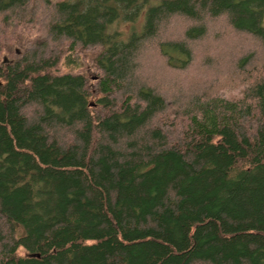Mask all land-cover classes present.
<instances>
[{
  "label": "trees",
  "instance_id": "trees-1",
  "mask_svg": "<svg viewBox=\"0 0 264 264\" xmlns=\"http://www.w3.org/2000/svg\"><path fill=\"white\" fill-rule=\"evenodd\" d=\"M38 1L0 0V39ZM45 3L39 39L0 40L23 49L0 66V264H264V76L171 101L137 76L149 43L188 70L218 20L264 50V0ZM89 53L95 85L74 70Z\"/></svg>",
  "mask_w": 264,
  "mask_h": 264
},
{
  "label": "rangeland",
  "instance_id": "rangeland-1",
  "mask_svg": "<svg viewBox=\"0 0 264 264\" xmlns=\"http://www.w3.org/2000/svg\"><path fill=\"white\" fill-rule=\"evenodd\" d=\"M38 2V5L32 4L29 10V13L36 12V16L31 19L33 22L26 27L31 29V32L29 33L27 30L23 32L20 27L18 33L12 35L13 30H7L0 40L3 39L7 43L6 45H10L15 42L19 33H23L25 42L34 38L39 39L43 23H48L49 8L45 0ZM141 24L142 20L134 28L129 23L119 22L115 23L112 29L125 33L124 37H126L127 34L128 36L132 34L133 30L136 31V28L139 30ZM189 24L182 19L172 20L164 27L160 40H179ZM208 27L209 36L193 45L195 61L188 70L181 71L169 67L166 60L160 55L157 48L158 43H149L145 45L144 51L139 57L137 76L147 85L160 90L170 101L173 98H178L181 92L185 95L199 88H202L203 91L209 90L208 92L212 96H223L230 99L241 98L243 90L248 84L254 82L258 77L264 76L263 47L251 37L236 34L224 20L209 23ZM22 52V47L18 45H14L11 50L3 49L0 52V66L2 63L11 62L14 59V54L19 55ZM250 53L254 54L253 64L245 71L239 70V68L235 69L234 64ZM90 55L92 54L82 56V60L76 62L80 67L74 70L84 73L95 85L99 75L92 66ZM235 73L239 74L233 81ZM171 110L173 112V109Z\"/></svg>",
  "mask_w": 264,
  "mask_h": 264
}]
</instances>
